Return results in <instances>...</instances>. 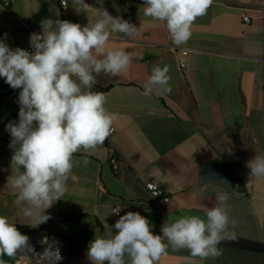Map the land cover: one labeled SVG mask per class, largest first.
I'll return each mask as SVG.
<instances>
[{"label": "crops", "instance_id": "1", "mask_svg": "<svg viewBox=\"0 0 264 264\" xmlns=\"http://www.w3.org/2000/svg\"><path fill=\"white\" fill-rule=\"evenodd\" d=\"M260 1L213 0L193 23L188 42L175 46L165 22L144 15V0H102L110 15L137 27L132 36L111 33L105 46V51L131 53L128 69L116 77L101 73L95 84L106 89L105 107L116 114L110 144L118 171L114 173L108 162L105 143L94 151L75 153L64 196L46 210L50 219L37 226L14 203L17 190L9 177L19 173L11 165L6 125L19 120V89L0 77V207L11 213L16 227L36 247L27 255L18 253L15 264H38L46 250L58 251L62 259L56 264H90L89 242L102 235L106 225L114 226L120 215L139 212L150 221L152 232L162 235L166 221L204 218L202 208L217 206L219 193L228 195L229 219L236 221L229 230L235 239L222 242V254L215 259L192 258L187 249L174 251L169 246L158 264H264V176L250 175L247 167L255 156L264 157ZM85 3L78 6L68 0L65 8L59 0H9L7 8L0 7V38L6 36L5 43L13 49L26 50L25 25L39 32L45 19L85 26L88 19L99 18L101 7L98 0ZM242 12L250 17L249 24L242 22ZM180 49H187L184 69L178 66ZM165 65L170 68L171 91L144 96L143 84L153 67ZM217 160L235 176L234 189L200 180V167ZM146 183L161 189L168 201L154 203ZM118 208L115 216L113 209Z\"/></svg>", "mask_w": 264, "mask_h": 264}, {"label": "clouds", "instance_id": "2", "mask_svg": "<svg viewBox=\"0 0 264 264\" xmlns=\"http://www.w3.org/2000/svg\"><path fill=\"white\" fill-rule=\"evenodd\" d=\"M72 2L87 6L85 0ZM98 2L99 18L88 19L85 26L68 20H42V31L30 36L31 52L13 49L5 43L6 36L0 38V77L12 89H19V120L6 125L13 150L11 165L19 174L10 176L9 182L17 190L15 205L36 226L50 219L46 210L64 196L74 154L103 145L116 119L105 107V94L92 88L101 73L116 77L128 69L132 54L122 49L105 51V46L111 33L132 36L137 27L121 16L113 17L103 8L102 0ZM212 2L144 0L143 10L145 16L165 22L173 45L181 46L191 38L193 23L206 14ZM61 4L67 8L68 0ZM169 71L168 65L153 67L142 94L170 92ZM83 163L90 161L85 158ZM247 167L250 175L264 176V157L255 156ZM227 199V193H219L217 206L202 208L204 218L193 215L166 221L162 235L152 232L146 217L129 211L89 242L87 259L90 264H158L169 246L174 251L187 249L192 258L215 259L222 254L218 246L235 239L229 224L235 226L236 221L229 219ZM120 211L112 213L119 215ZM29 251L34 252L29 237L0 216V256L27 255ZM45 253L52 255L45 257ZM45 259L56 264L62 257L46 250L38 264Z\"/></svg>", "mask_w": 264, "mask_h": 264}, {"label": "built area", "instance_id": "3", "mask_svg": "<svg viewBox=\"0 0 264 264\" xmlns=\"http://www.w3.org/2000/svg\"><path fill=\"white\" fill-rule=\"evenodd\" d=\"M60 2V5L62 7H64L62 4H61V0H59ZM245 3H251L252 0H244ZM9 5V0H0V7L5 9L7 8ZM245 10V9H244ZM258 12L260 14V19H261V25H262V29H264V0L260 1L259 3V8H258ZM241 20L243 23L245 24H249L250 23V17L245 13V12H242L241 14ZM25 35L28 39V45H27V48L26 50H28L29 52L33 51V49L30 47V36L31 34L33 33H40L39 31H35L34 28L30 27V26H27L25 25ZM0 36H1V32H0ZM187 54V49H180L179 50V55H180V58H178V66L180 69H184L187 64L185 62V59L184 57L186 56ZM113 128H112V132H111V135L113 134ZM111 135L106 139V141L104 143H107V149L109 151V154H113L115 151L113 149V147H111V144H110V137ZM109 155V156H110ZM109 164L110 166L112 167L113 170H118V162H117V159H115V157L111 156L109 157ZM145 187V190L147 191V193L149 194V196L151 197L152 201L154 203H158V201H163V202H167L168 201V198L166 196L163 195V191L161 189H159L157 186H155L154 184L152 183H146L144 185ZM115 209H113L114 211ZM120 214V213H119ZM115 216H118L117 214H114ZM53 252H58L57 250H53ZM52 255V253H51Z\"/></svg>", "mask_w": 264, "mask_h": 264}, {"label": "water", "instance_id": "4", "mask_svg": "<svg viewBox=\"0 0 264 264\" xmlns=\"http://www.w3.org/2000/svg\"><path fill=\"white\" fill-rule=\"evenodd\" d=\"M199 176L201 181H213L229 189L235 188L236 178L221 160L200 167ZM236 196H241V193H236Z\"/></svg>", "mask_w": 264, "mask_h": 264}, {"label": "trees", "instance_id": "5", "mask_svg": "<svg viewBox=\"0 0 264 264\" xmlns=\"http://www.w3.org/2000/svg\"><path fill=\"white\" fill-rule=\"evenodd\" d=\"M92 91H94V92H104V91H106V89L100 88V87H97V86L94 85L93 88H92ZM105 145H107V143H105ZM115 155H116V153L114 152L109 157L113 156L116 159V156ZM109 159L110 158H108V162H109ZM117 171L118 170H116V171L113 170L114 173H116ZM16 260H17V255L15 257H9L7 255L0 256V261H3V264H15Z\"/></svg>", "mask_w": 264, "mask_h": 264}, {"label": "rangeland", "instance_id": "6", "mask_svg": "<svg viewBox=\"0 0 264 264\" xmlns=\"http://www.w3.org/2000/svg\"><path fill=\"white\" fill-rule=\"evenodd\" d=\"M0 216H5L9 219V221L11 223H14V219H13V216L11 215V213L6 211L3 207H0Z\"/></svg>", "mask_w": 264, "mask_h": 264}, {"label": "bare ground", "instance_id": "7", "mask_svg": "<svg viewBox=\"0 0 264 264\" xmlns=\"http://www.w3.org/2000/svg\"><path fill=\"white\" fill-rule=\"evenodd\" d=\"M44 253V252H43ZM46 256H48V253H45Z\"/></svg>", "mask_w": 264, "mask_h": 264}]
</instances>
